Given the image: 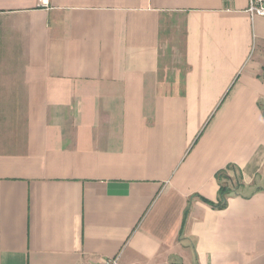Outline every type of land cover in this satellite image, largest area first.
I'll use <instances>...</instances> for the list:
<instances>
[{
	"label": "crops",
	"instance_id": "1",
	"mask_svg": "<svg viewBox=\"0 0 264 264\" xmlns=\"http://www.w3.org/2000/svg\"><path fill=\"white\" fill-rule=\"evenodd\" d=\"M248 7L0 0V264H264ZM229 165L242 186L214 207Z\"/></svg>",
	"mask_w": 264,
	"mask_h": 264
},
{
	"label": "trees",
	"instance_id": "2",
	"mask_svg": "<svg viewBox=\"0 0 264 264\" xmlns=\"http://www.w3.org/2000/svg\"><path fill=\"white\" fill-rule=\"evenodd\" d=\"M216 178L219 183L218 203L209 202L214 207L224 208L227 205V199L232 194H235L242 186V173L235 165H229L216 173Z\"/></svg>",
	"mask_w": 264,
	"mask_h": 264
},
{
	"label": "built area",
	"instance_id": "3",
	"mask_svg": "<svg viewBox=\"0 0 264 264\" xmlns=\"http://www.w3.org/2000/svg\"><path fill=\"white\" fill-rule=\"evenodd\" d=\"M247 12L251 17L264 16V0H249ZM102 264H121L120 256L107 259Z\"/></svg>",
	"mask_w": 264,
	"mask_h": 264
},
{
	"label": "rangeland",
	"instance_id": "4",
	"mask_svg": "<svg viewBox=\"0 0 264 264\" xmlns=\"http://www.w3.org/2000/svg\"><path fill=\"white\" fill-rule=\"evenodd\" d=\"M180 31L179 30H176V33L175 32H171L172 33V40H171V38L168 36V38H167V40L164 42V47H165V49L169 46L168 44H170V43H172V44H174L175 42H178V43H181V39L180 40H177V41H175V38L176 37H180V33H179ZM165 49H164V51H165ZM166 58H167V56H166Z\"/></svg>",
	"mask_w": 264,
	"mask_h": 264
}]
</instances>
